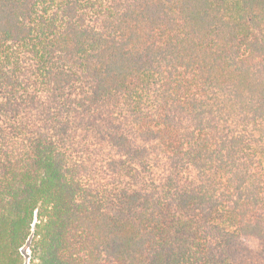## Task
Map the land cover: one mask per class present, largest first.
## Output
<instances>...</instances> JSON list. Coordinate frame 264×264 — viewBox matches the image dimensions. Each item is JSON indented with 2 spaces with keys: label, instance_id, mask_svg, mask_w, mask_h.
<instances>
[{
  "label": "trees",
  "instance_id": "16d2710c",
  "mask_svg": "<svg viewBox=\"0 0 264 264\" xmlns=\"http://www.w3.org/2000/svg\"><path fill=\"white\" fill-rule=\"evenodd\" d=\"M264 264V0H0V264Z\"/></svg>",
  "mask_w": 264,
  "mask_h": 264
},
{
  "label": "rangeland",
  "instance_id": "374dc122",
  "mask_svg": "<svg viewBox=\"0 0 264 264\" xmlns=\"http://www.w3.org/2000/svg\"><path fill=\"white\" fill-rule=\"evenodd\" d=\"M34 245V241H33V236L31 237V239L29 241L26 242V244L23 246L24 250L23 253L25 255L24 259H25V264H31L30 263V248Z\"/></svg>",
  "mask_w": 264,
  "mask_h": 264
}]
</instances>
